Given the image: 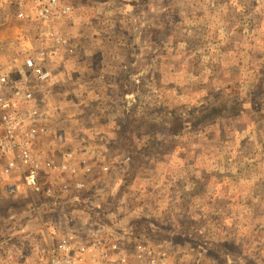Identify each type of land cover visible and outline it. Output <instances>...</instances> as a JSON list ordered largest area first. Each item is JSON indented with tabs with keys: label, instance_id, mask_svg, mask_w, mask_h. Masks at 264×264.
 I'll return each mask as SVG.
<instances>
[{
	"label": "rangeland",
	"instance_id": "374dc122",
	"mask_svg": "<svg viewBox=\"0 0 264 264\" xmlns=\"http://www.w3.org/2000/svg\"><path fill=\"white\" fill-rule=\"evenodd\" d=\"M8 1L14 21L0 35H27L12 59L0 42V70L24 76L25 56L55 69L53 85L33 81L51 109L40 148L130 157L107 186L94 182V194L59 208L56 223L86 234L114 221L134 238L146 219L170 264H264V0H60L72 14L51 27L73 55L30 35L38 21L19 20L20 0ZM231 99L239 112H221ZM99 120L102 140L91 130ZM48 201L0 196V242L10 240L0 254L31 258L52 227Z\"/></svg>",
	"mask_w": 264,
	"mask_h": 264
},
{
	"label": "built area",
	"instance_id": "2783aa9c",
	"mask_svg": "<svg viewBox=\"0 0 264 264\" xmlns=\"http://www.w3.org/2000/svg\"><path fill=\"white\" fill-rule=\"evenodd\" d=\"M32 2L34 8L29 10L24 0L18 1V19L38 21L40 28L36 33L42 41L73 55L75 48L70 39L51 27L71 15L72 8L60 0ZM23 69L24 76L12 69L0 70V174L21 179L19 183L5 185L4 193L20 196L26 191L33 198L45 197L54 205L52 212H56L59 204L77 202L94 194V182L107 186L129 164L130 157L115 162H93L85 156L76 157L71 149L48 155L40 145L53 131L51 116L38 104L39 88L33 81L40 86L49 84L53 71L32 57L24 59ZM94 174L97 178H93ZM56 222L49 224L51 229L44 242L35 247L31 258L22 263L8 261V264H170L166 251L113 230L118 228L117 222L112 221L111 229L95 227L86 234L71 228L68 220ZM60 226L68 227L63 231L59 230Z\"/></svg>",
	"mask_w": 264,
	"mask_h": 264
},
{
	"label": "crops",
	"instance_id": "0c3cea01",
	"mask_svg": "<svg viewBox=\"0 0 264 264\" xmlns=\"http://www.w3.org/2000/svg\"><path fill=\"white\" fill-rule=\"evenodd\" d=\"M9 1L8 0H4V3H1V8H0V27L1 26H4V25H9V23H11V21H14L12 18L10 19V16H9V14H7V8L9 7L7 4H9L8 3ZM1 9L3 10V11H1ZM18 21V20H17ZM19 30H21V29H19ZM2 31H4V30H2ZM7 32V31H6ZM24 32V31H23ZM37 32V31H36ZM38 33H31L30 35H36V37L38 36L37 35ZM25 35H27V33H19L18 34V36H16V37H12V36H6L5 37V35L3 36V35H0V42H3V43H6L5 44V46H4V49L2 48V57H5V58H9V59H12V53L11 52H13L12 50H14V52H15V50L16 49H14L13 47L14 46H16V45H14L15 43H17L18 44V40H20L23 36H25ZM29 36V35H28ZM14 38V39H13ZM42 42V41H41ZM35 45H37V44H35ZM13 46V47H12ZM17 47V49L19 50V51H21V47H19L18 45L16 46ZM36 47V46H35ZM36 49V48H35ZM25 52V51H24ZM48 52V51H47ZM16 53H17V51H16ZM15 53H13V55H14ZM35 56L36 57H38V55L35 53ZM25 57H29V56H25ZM21 62H23V61H21ZM22 65L21 66H23V63H21ZM16 67V66H15ZM2 69H5V70H7V68L6 67H3ZM18 70H20V68H17ZM57 69V68H56ZM53 71H55V69L53 70ZM54 76H55V72H53V78H54ZM88 80H89V78H88ZM87 80V81H88ZM86 81V82H87ZM51 84L53 85L54 84V81L52 80V82H51ZM37 95L40 97V95H45L46 93L44 92V91H40V90H37ZM37 97V96H36ZM38 98V97H37ZM41 99V100H40ZM40 99L38 98V102H43L44 101V99L43 98H41L40 97ZM46 109L50 112L51 111V109L49 108V106H47L46 107ZM54 113V115H55V112H53ZM54 117H56V115L54 116ZM100 118L102 119V115L100 116ZM53 119H55V118H53ZM102 127H104V128H109V126H102V122L99 120V122H96L95 123V127H93V129H91L94 133H97L100 137L98 138V140H102ZM104 132V131H103ZM0 176L2 177L1 179H3V180H0V181H2V182H0V196H1V198H8L9 196H7L5 193H4V191H5V185H8V184H10V183H12V182H14L13 180H12V178L14 179L15 177L14 176H12V177H7V176H2L1 174H0ZM1 185H3V186H1ZM8 241H10V240H5V241H2V242H0V244L1 245H4V244H8L7 242ZM6 246V245H5ZM18 253H20V255H19V257H22L23 255H22V253L21 252H19L18 251ZM13 257H14V255H13ZM13 257H9V256H7L6 255V253H5V255H2V254H0V264H7V262L9 261V260H11L12 259V262H14L13 261ZM15 258V257H14ZM16 259V258H15Z\"/></svg>",
	"mask_w": 264,
	"mask_h": 264
},
{
	"label": "trees",
	"instance_id": "16d2710c",
	"mask_svg": "<svg viewBox=\"0 0 264 264\" xmlns=\"http://www.w3.org/2000/svg\"><path fill=\"white\" fill-rule=\"evenodd\" d=\"M49 68H50V70L53 71V69H52L51 66H49ZM52 80H53V77H52ZM223 102H225V103L222 104V107H221V110H220L221 112H228V113H234V112H236V114H237L239 112V109H241L240 108V104L238 102L234 101V99L225 100ZM225 108H227V109H225ZM258 108H259V106H258ZM120 172L122 173V171H120ZM46 203L47 204L45 205L44 209H45V212L50 215L49 218H46V221L49 224H51L53 221H57L58 220V219H55L54 216H55V214H58V209L61 208V207H63V204H59L57 206L56 212H52V209L54 208L53 207L54 206L53 203H51V201H48ZM71 204L72 203L66 204L67 208H70L69 206ZM119 210H120V212H123V210H121V209H119ZM120 212H118V213H120ZM105 219H106V217H105ZM144 220H145V222L147 224H145L144 226L142 225L141 227H139L140 229L137 228L135 230H132L133 232L130 235H135L134 236L135 239L138 238L141 241H147V242L150 243L151 240H152L151 236H153L155 234L154 229H153L154 227L151 224H149V222L146 219H144ZM103 222H102V230H108L109 229L108 228L109 222L108 221H106L107 223H103ZM71 228H73V226H71Z\"/></svg>",
	"mask_w": 264,
	"mask_h": 264
}]
</instances>
